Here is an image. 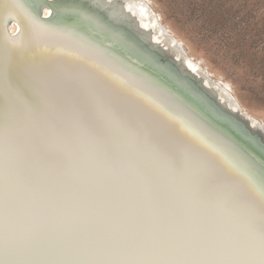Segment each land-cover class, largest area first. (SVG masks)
Returning a JSON list of instances; mask_svg holds the SVG:
<instances>
[{"label":"snow or ice","instance_id":"snow-or-ice-1","mask_svg":"<svg viewBox=\"0 0 264 264\" xmlns=\"http://www.w3.org/2000/svg\"><path fill=\"white\" fill-rule=\"evenodd\" d=\"M42 51L0 53V264H264V179L191 116Z\"/></svg>","mask_w":264,"mask_h":264},{"label":"bare ground","instance_id":"bare-ground-1","mask_svg":"<svg viewBox=\"0 0 264 264\" xmlns=\"http://www.w3.org/2000/svg\"><path fill=\"white\" fill-rule=\"evenodd\" d=\"M82 2L0 0V5L7 4L0 6V53L9 51L26 61L49 49L95 62L163 102L173 114L191 116L211 135L214 147L226 150L233 163L245 165L258 183L264 179V123L245 112L227 86L189 57L148 3L87 0L97 12L118 21V27L106 28L75 16L73 8Z\"/></svg>","mask_w":264,"mask_h":264},{"label":"rangeland","instance_id":"rangeland-1","mask_svg":"<svg viewBox=\"0 0 264 264\" xmlns=\"http://www.w3.org/2000/svg\"><path fill=\"white\" fill-rule=\"evenodd\" d=\"M143 1L189 57L264 123V0Z\"/></svg>","mask_w":264,"mask_h":264},{"label":"water","instance_id":"water-1","mask_svg":"<svg viewBox=\"0 0 264 264\" xmlns=\"http://www.w3.org/2000/svg\"><path fill=\"white\" fill-rule=\"evenodd\" d=\"M167 34H168V33H167ZM151 43H152V42H151ZM180 46H181V45H180ZM177 64H178V63H177ZM175 65H176V64H175ZM242 124H243V123H242ZM242 126L247 127V125H244V124H243Z\"/></svg>","mask_w":264,"mask_h":264}]
</instances>
